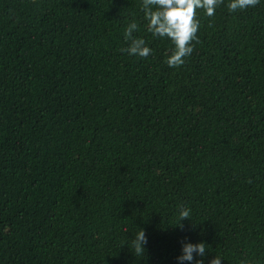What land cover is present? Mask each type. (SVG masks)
<instances>
[{"label":"trees","instance_id":"1","mask_svg":"<svg viewBox=\"0 0 264 264\" xmlns=\"http://www.w3.org/2000/svg\"><path fill=\"white\" fill-rule=\"evenodd\" d=\"M225 4L169 67L140 0H0V264H264V0Z\"/></svg>","mask_w":264,"mask_h":264},{"label":"clouds","instance_id":"2","mask_svg":"<svg viewBox=\"0 0 264 264\" xmlns=\"http://www.w3.org/2000/svg\"><path fill=\"white\" fill-rule=\"evenodd\" d=\"M260 0H226V8L229 12L245 10L254 7ZM225 3V0H140V8L146 22V30L154 37L167 38L172 44L170 54L165 63L169 67H178L193 51L192 41L197 39V31L200 21L196 18V10L202 9L204 15L211 17L217 6ZM139 30L136 20L130 21L124 28L123 37L127 42L121 52L129 56L147 57L152 53V48L143 36L135 35ZM183 218H190L187 207L181 206L177 215V225ZM132 250L135 253H143L147 242L145 231L139 228L130 238ZM129 244V243H128ZM209 246L204 241L193 242L185 239L181 242L180 254L176 257L177 264H206V253ZM221 257L215 253L207 259V264H222ZM239 264H252L251 260L241 259Z\"/></svg>","mask_w":264,"mask_h":264}]
</instances>
